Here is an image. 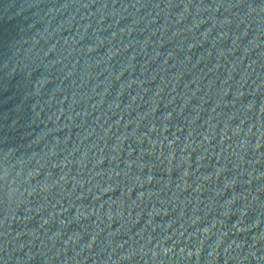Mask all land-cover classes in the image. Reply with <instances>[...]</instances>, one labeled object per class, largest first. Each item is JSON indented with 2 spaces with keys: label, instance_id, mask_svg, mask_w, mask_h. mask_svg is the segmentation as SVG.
Segmentation results:
<instances>
[{
  "label": "water",
  "instance_id": "obj_1",
  "mask_svg": "<svg viewBox=\"0 0 264 264\" xmlns=\"http://www.w3.org/2000/svg\"><path fill=\"white\" fill-rule=\"evenodd\" d=\"M0 264H264V0H0Z\"/></svg>",
  "mask_w": 264,
  "mask_h": 264
}]
</instances>
